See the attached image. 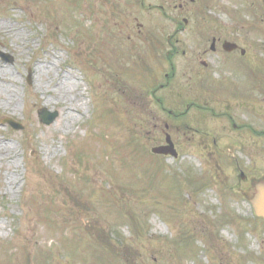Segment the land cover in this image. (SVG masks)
I'll return each mask as SVG.
<instances>
[{"label": "rangeland", "instance_id": "374dc122", "mask_svg": "<svg viewBox=\"0 0 264 264\" xmlns=\"http://www.w3.org/2000/svg\"><path fill=\"white\" fill-rule=\"evenodd\" d=\"M212 37L245 55H205ZM0 54L18 99L0 108V264H264L245 198L264 175V0H0ZM165 134L175 158L150 151Z\"/></svg>", "mask_w": 264, "mask_h": 264}, {"label": "bare ground", "instance_id": "6f19581e", "mask_svg": "<svg viewBox=\"0 0 264 264\" xmlns=\"http://www.w3.org/2000/svg\"><path fill=\"white\" fill-rule=\"evenodd\" d=\"M11 31V30H10ZM53 64V63H52ZM52 64L45 66H37V70L34 69V73L36 71L40 73L44 72L47 73L50 70V67ZM6 66H3L0 64V78H2L3 87L0 89V95H3L4 97L1 99L3 103L6 104V107H0L1 109L4 110H10V111H16L17 110V95L16 92L13 91L11 86H13L16 83V79L13 75H11L8 71L6 72L5 70H8ZM37 76V75H36ZM74 80H65L62 82V87L66 89L67 93L69 92L70 85L68 84H73ZM77 83V80H76ZM38 89L40 90V84L38 85ZM44 92V91H43ZM4 93V94H3ZM34 97V95H33ZM54 101H48L45 100V104H52ZM84 105V102L76 100L74 103H68L67 108L60 113V121L57 124V127L62 128V133L66 134L69 133L72 128L75 126L77 123L78 119L81 118V108ZM60 129V128H59ZM0 155L6 160L8 167L11 166V161L16 158L15 154L12 152L9 146L3 145L0 146ZM0 156V159L2 160V157Z\"/></svg>", "mask_w": 264, "mask_h": 264}, {"label": "water", "instance_id": "95a60500", "mask_svg": "<svg viewBox=\"0 0 264 264\" xmlns=\"http://www.w3.org/2000/svg\"><path fill=\"white\" fill-rule=\"evenodd\" d=\"M235 48L236 46L232 44L224 45V49L227 52H230ZM38 115L41 123L45 125H50L51 123L54 122V120L57 117V113H49L45 109L41 110ZM4 123L9 124L12 128L16 130L20 129V126L16 125L11 120H5L3 124ZM167 144L168 146L166 147L153 149V152L156 154H171L175 156V152L173 151V146L168 138H167ZM251 185H252V193L248 198V201L252 205L255 215L259 218L264 219V177L259 180H253L251 182Z\"/></svg>", "mask_w": 264, "mask_h": 264}, {"label": "flooded vegetation", "instance_id": "af4514ba", "mask_svg": "<svg viewBox=\"0 0 264 264\" xmlns=\"http://www.w3.org/2000/svg\"><path fill=\"white\" fill-rule=\"evenodd\" d=\"M213 39L215 40V49H214L212 54H220L221 55V52H220V49H219V46H221V39H220V37H218V38H214L213 37ZM204 54L208 55L209 57L211 55V54H208L207 52H205ZM205 66H207V65H205ZM168 83H169V81H167L165 84L168 85Z\"/></svg>", "mask_w": 264, "mask_h": 264}, {"label": "trees", "instance_id": "16d2710c", "mask_svg": "<svg viewBox=\"0 0 264 264\" xmlns=\"http://www.w3.org/2000/svg\"><path fill=\"white\" fill-rule=\"evenodd\" d=\"M107 238H110V236H107ZM103 254V253H102ZM102 256V255H101ZM107 260H105L102 256V258H100L99 262L100 264H105Z\"/></svg>", "mask_w": 264, "mask_h": 264}]
</instances>
